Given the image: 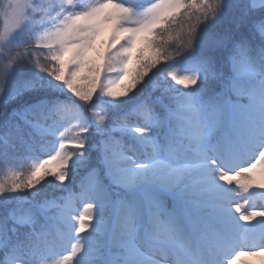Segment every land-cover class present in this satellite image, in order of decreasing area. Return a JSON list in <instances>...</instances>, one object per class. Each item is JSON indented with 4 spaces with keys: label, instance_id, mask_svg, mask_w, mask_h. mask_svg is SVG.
Segmentation results:
<instances>
[{
    "label": "snow or ice",
    "instance_id": "1",
    "mask_svg": "<svg viewBox=\"0 0 264 264\" xmlns=\"http://www.w3.org/2000/svg\"><path fill=\"white\" fill-rule=\"evenodd\" d=\"M8 172L0 264H264V0H0Z\"/></svg>",
    "mask_w": 264,
    "mask_h": 264
},
{
    "label": "trees",
    "instance_id": "2",
    "mask_svg": "<svg viewBox=\"0 0 264 264\" xmlns=\"http://www.w3.org/2000/svg\"><path fill=\"white\" fill-rule=\"evenodd\" d=\"M36 161L34 160H29L27 162V165L24 166V170H23V175H27L28 171L30 170V167L33 163H35ZM11 175V172H8L7 174H0V181H5L6 179L9 178V176Z\"/></svg>",
    "mask_w": 264,
    "mask_h": 264
},
{
    "label": "rangeland",
    "instance_id": "3",
    "mask_svg": "<svg viewBox=\"0 0 264 264\" xmlns=\"http://www.w3.org/2000/svg\"><path fill=\"white\" fill-rule=\"evenodd\" d=\"M243 260V258H242ZM238 264H241V262H238ZM252 264H261V259L257 258L255 261L252 262Z\"/></svg>",
    "mask_w": 264,
    "mask_h": 264
}]
</instances>
